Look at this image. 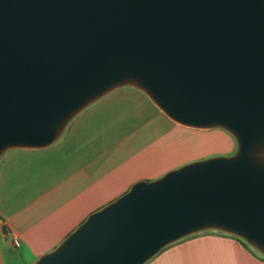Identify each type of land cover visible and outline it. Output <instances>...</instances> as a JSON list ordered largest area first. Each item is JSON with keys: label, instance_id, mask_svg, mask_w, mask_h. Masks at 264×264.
<instances>
[{"label": "water", "instance_id": "water-1", "mask_svg": "<svg viewBox=\"0 0 264 264\" xmlns=\"http://www.w3.org/2000/svg\"><path fill=\"white\" fill-rule=\"evenodd\" d=\"M123 85L237 152L135 183L33 264H144L208 229L264 254V0H0V156Z\"/></svg>", "mask_w": 264, "mask_h": 264}, {"label": "crops", "instance_id": "crops-1", "mask_svg": "<svg viewBox=\"0 0 264 264\" xmlns=\"http://www.w3.org/2000/svg\"><path fill=\"white\" fill-rule=\"evenodd\" d=\"M207 132L176 122L144 90L123 85L79 111L51 145L6 150L0 264H33L135 183L203 160ZM230 149L231 142L224 152ZM144 264H264V254L238 236L208 229Z\"/></svg>", "mask_w": 264, "mask_h": 264}, {"label": "rangeland", "instance_id": "rangeland-1", "mask_svg": "<svg viewBox=\"0 0 264 264\" xmlns=\"http://www.w3.org/2000/svg\"><path fill=\"white\" fill-rule=\"evenodd\" d=\"M207 129H210V132L204 133L203 159L215 156L231 157L237 152L238 143L232 133L221 127L205 128ZM229 142H231V149L224 152Z\"/></svg>", "mask_w": 264, "mask_h": 264}, {"label": "built area", "instance_id": "built-area-1", "mask_svg": "<svg viewBox=\"0 0 264 264\" xmlns=\"http://www.w3.org/2000/svg\"><path fill=\"white\" fill-rule=\"evenodd\" d=\"M14 244L16 246H19L20 245V241H19V239L17 237L14 239Z\"/></svg>", "mask_w": 264, "mask_h": 264}, {"label": "trees", "instance_id": "trees-1", "mask_svg": "<svg viewBox=\"0 0 264 264\" xmlns=\"http://www.w3.org/2000/svg\"><path fill=\"white\" fill-rule=\"evenodd\" d=\"M227 233V232H226ZM190 236V235H189ZM236 236V235H235Z\"/></svg>", "mask_w": 264, "mask_h": 264}]
</instances>
